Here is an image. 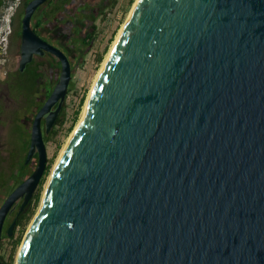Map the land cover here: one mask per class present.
I'll list each match as a JSON object with an SVG mask.
<instances>
[{"label":"water","instance_id":"95a60500","mask_svg":"<svg viewBox=\"0 0 264 264\" xmlns=\"http://www.w3.org/2000/svg\"><path fill=\"white\" fill-rule=\"evenodd\" d=\"M44 1L25 6L20 68L45 49L61 70L0 239L41 180V119L47 133L71 78L30 28ZM119 35L15 264H264V0H137Z\"/></svg>","mask_w":264,"mask_h":264},{"label":"flooded vegetation","instance_id":"af4514ba","mask_svg":"<svg viewBox=\"0 0 264 264\" xmlns=\"http://www.w3.org/2000/svg\"><path fill=\"white\" fill-rule=\"evenodd\" d=\"M29 1L30 0H18L15 4L10 16V30L7 34L6 57L4 64H0V140L2 139L1 136L5 127L1 118L2 115L5 114V110H7L8 102L10 103V101H12L13 103H17L22 99L25 103L24 108L27 112V121L23 122L28 127L26 129H21V134L20 136L18 135L21 144L28 141L30 143L33 118L45 102L48 89L51 93L59 78L61 70L59 57L45 49H42V53H33L31 59L22 69L20 68L22 18L25 6ZM99 6L100 0H45L36 7L30 17L29 24L34 34L65 55L70 65V75L73 62L77 58L79 41L89 30H94V20L97 16ZM30 82H34L32 86ZM51 83H53L52 86H50ZM41 129L44 137L46 134L44 133V116L41 119ZM36 161L37 154L35 152L29 161V165L32 169ZM0 173L5 176L4 172L0 171ZM15 173L16 172H14V174ZM17 185L18 184L13 188L11 187V191ZM11 191H9V193ZM33 196L34 193L30 200ZM28 202L24 205L25 208L23 207L21 209L23 210L22 214L27 213ZM11 212L12 209L7 217ZM15 214L16 212L14 216ZM7 226L8 225L5 223L3 230L7 228Z\"/></svg>","mask_w":264,"mask_h":264},{"label":"rangeland","instance_id":"374dc122","mask_svg":"<svg viewBox=\"0 0 264 264\" xmlns=\"http://www.w3.org/2000/svg\"><path fill=\"white\" fill-rule=\"evenodd\" d=\"M134 2L135 0H100L99 10L94 20L95 28L93 39L88 46L82 42V44L80 42L78 44L77 58L73 62L71 78L68 83V88H70V90L69 92L67 90L62 102V112L59 111L60 117L63 119V124L60 127L55 126L54 130L56 133L52 134L50 138L44 142L49 168L43 178V183L39 191V198L34 205L33 203L29 205L30 213H28L27 219L24 220V224H20L16 228L14 227L11 236H6V228L2 231L5 236L0 241V258L4 263L15 264L21 240L39 209L48 178L57 158L67 138L70 136L81 117L85 101L91 86H93V80ZM99 56L102 57V60L97 62L96 59ZM53 83H51L50 86H52ZM24 106L25 103L22 99L17 103H13L12 101H10V103L8 102L7 110H5V114H3L1 118L5 127L1 136L2 139L0 140V171L4 172L5 176L0 173V203L10 191L11 187L17 184V181L13 180V175L14 172H17L19 164L23 161V157L26 154L25 143L21 144L18 139L21 134V129H26L28 127L23 122L27 121V112ZM52 128L53 126L51 129ZM28 167L29 171L27 175L32 170L30 165ZM38 186L34 194L37 192ZM20 202L21 199L16 201L10 215L8 217L6 216L4 224L6 223V225H8L11 222Z\"/></svg>","mask_w":264,"mask_h":264},{"label":"trees","instance_id":"16d2710c","mask_svg":"<svg viewBox=\"0 0 264 264\" xmlns=\"http://www.w3.org/2000/svg\"><path fill=\"white\" fill-rule=\"evenodd\" d=\"M3 4H4V0H0V9H1V7L3 6ZM93 34H94V30L93 31H89V32H87L84 36H83V38L79 41L80 43L82 42L83 44H85V45H90V43H91V41H92V39H93ZM81 43V44H82ZM97 62H100L101 60H102V57L101 56H99L97 59ZM33 83L34 82H30V85L32 86L33 85ZM67 90H68V92H69V90H70V88H67ZM49 94H50V90L48 89V91H47V97L49 96ZM62 110H63V108L61 107L60 108V112H62ZM60 112H58V115H57V117H56V119H55V121H54V124H53V128L52 129H50L45 135H44V137H43V140H44V142L45 141H47L49 138H50V136L52 135V134H55L56 133V131L54 130V127L55 126H58V127H60V126H62V124H63V119L60 117ZM75 118V117H74ZM73 121H74V119H73ZM28 147H29V141L28 142H26L25 143V149L27 150L28 149ZM25 156H26V154L24 155V157H23V161H21L20 162V164H19V168L17 169V172L13 175V180H15V181H17V184H19L24 178H25V176L27 175V173H28V166H29V162L28 163H25L24 162V158H25ZM48 168H49V163L48 164H46V167H45V169H44V172H43V175H42V177H41V180H40V182H39V186H38V190H37V192L34 194V196H33V198L28 202V210H27V213H24V214H22V212H23V210H19V207H18V209H17V211H16V214H15V216H14V219H15V228L18 226V225H20V224H24V220L25 219H27V217H28V213H30L29 212V209H30V207H29V205L31 204V203H33V205L36 203V201L38 200V198H39V191H40V187H41V184L43 183V178H44V176H45V174H46V172H47V170H48ZM14 187V186H13ZM12 187V188H13ZM11 188V189H12ZM11 189H10V191H11ZM9 193V192H8ZM7 193V194H8ZM6 194V195H7ZM2 202H3V200H2ZM1 202V203H2ZM1 203H0V205H1ZM25 208V207H24ZM13 219V220H14ZM12 221V220H11ZM9 225V224H8ZM5 231H6V229H5ZM5 235L2 233V235H1V239L4 237ZM1 239H0V241H1ZM5 264H8V263H5Z\"/></svg>","mask_w":264,"mask_h":264},{"label":"built area","instance_id":"2783aa9c","mask_svg":"<svg viewBox=\"0 0 264 264\" xmlns=\"http://www.w3.org/2000/svg\"><path fill=\"white\" fill-rule=\"evenodd\" d=\"M18 0H4L0 9V64L3 65L7 50V34L10 30V16Z\"/></svg>","mask_w":264,"mask_h":264},{"label":"bare ground","instance_id":"6f19581e","mask_svg":"<svg viewBox=\"0 0 264 264\" xmlns=\"http://www.w3.org/2000/svg\"><path fill=\"white\" fill-rule=\"evenodd\" d=\"M136 1H137V0H135V2L133 3L132 7L130 8V11L128 12V16H127V18L129 17V14H130L132 8L134 7V4L136 3ZM127 18H126V19H127ZM124 24H125V22L121 25V27L119 28V30H118V32H117V36H116L115 39L113 40V43H112V45H111V47H110V49H109V51H108V53H107V55H106V57H105L103 63L101 64V67L99 68V70H98V72H97V74H96V76H95V78H94V80H93V83H92L93 86H94L95 81H97L98 75H99V73L101 72L102 68L104 67V65H105V63H106V61H107V59H108V57H109V55H110V53H111L113 47L115 46L116 41H117L118 37L120 36L119 34H120V32H121V30H122ZM93 86H91V89H90L89 94H88V96H87V99H86V101H85V105H84V109H83V111H82L81 117H80L79 121L77 122V124L75 125V127L79 124V122L81 121V119H82V117H83V115H84L85 106H86V103H87L88 97H89V95H90V92H91ZM73 130H74V129H73ZM71 134H72V132H71ZM71 134H70V136H71ZM70 136H69V137H70ZM69 137L67 138V141H68ZM67 141H66V143H67ZM66 143H65V144H66ZM64 146H65V145H64ZM64 146H63V147H64ZM62 149H63V148H62ZM59 155H60V154H59ZM57 159H58V158H57Z\"/></svg>","mask_w":264,"mask_h":264}]
</instances>
